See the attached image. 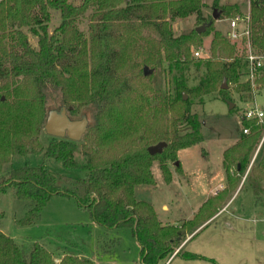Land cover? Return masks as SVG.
<instances>
[{"label":"trees","instance_id":"obj_1","mask_svg":"<svg viewBox=\"0 0 264 264\" xmlns=\"http://www.w3.org/2000/svg\"><path fill=\"white\" fill-rule=\"evenodd\" d=\"M248 1L250 43L264 53V0ZM202 6V0H82L79 5L69 0H0V169L12 156L42 151L39 164L11 168L6 177H0V192L12 186L14 196L28 202L20 224L36 220L52 196L69 197L89 213L94 223L108 229L129 228L140 247V261L155 264L169 257L190 230L216 213L224 197L237 186L261 137L263 125L257 120L241 117L242 128L248 131L241 130L239 139L222 153L225 186L180 225H162L153 206L136 199L133 191L135 185L154 184L150 169L153 161L159 162L168 180L170 173L165 162L174 163L178 150L202 140V122L196 113L190 112L189 100L183 98V92L190 97L211 94L220 89L223 80L236 83L244 67L245 55H232L233 46L213 29L211 20L201 15ZM89 7L95 10L86 40L76 28L75 20ZM49 9L61 14L60 24L50 34L46 30ZM191 14H195L198 24L209 21L211 24L200 34L194 29L174 36L172 21ZM23 27L37 37V48L30 45ZM144 27L156 36L149 42L148 63L153 64V53L157 57L163 53L166 60L177 65L190 63V47L211 31L212 53L217 47L227 48L232 59L207 60L205 75L194 87H188L183 78L177 80L175 96L170 101L152 95L144 83L135 90L131 86L134 78L122 70L120 30L130 37L133 31ZM138 76L145 81L149 79L143 68ZM239 86V90L250 93L249 83ZM219 92L229 98L225 90ZM152 98L159 99L158 111L172 114L170 130L159 131L149 125L151 131L147 136L141 135L142 120L152 110ZM62 105L68 111L77 107L93 117L81 137L82 150L76 141L66 138L53 137L45 147L39 141L48 110ZM179 126L191 130L179 135ZM93 141L94 145H89ZM160 141L166 143L162 151L148 154L147 147ZM79 151L85 158L81 165L75 159ZM47 159L85 173L81 177L55 174L44 164ZM252 170L264 179L263 165H255ZM249 183L257 203L261 189L255 182ZM189 254L187 258H197ZM0 264L96 263L71 255L55 262L42 246L35 243L26 252L0 231Z\"/></svg>","mask_w":264,"mask_h":264},{"label":"rangeland","instance_id":"obj_2","mask_svg":"<svg viewBox=\"0 0 264 264\" xmlns=\"http://www.w3.org/2000/svg\"><path fill=\"white\" fill-rule=\"evenodd\" d=\"M69 2L79 5L82 0ZM202 2L204 6L201 8V15L211 20L213 29L219 31L220 35L233 46L232 55H245L248 50L246 42L230 41L226 33L230 18L249 12V1L202 0ZM213 8L220 12L217 20L211 17ZM94 10L95 7L87 8L75 20L76 28L86 40L89 39V27ZM49 13L46 25L48 34L61 22L58 10L49 9ZM199 25L201 23L198 24L195 14H191L185 18H175L171 23V29L174 36H179L190 33ZM22 31L30 45L37 48V37L26 27H23ZM213 34L211 31L200 36L199 42L190 47L188 57L191 62L188 64L177 65L169 62L163 53L160 57L153 53L155 60L151 64L147 59L150 51L149 42L156 38L154 32L146 27L138 28L129 37L122 29L120 35L123 39L118 43L123 53V73L134 78L131 82L133 89L137 90L139 84L144 83L147 89L152 91V95L162 99L168 98L170 101L175 96L177 80L183 78L188 87H194L205 75L207 60L227 62L232 59L228 57L231 51L227 48L223 50L217 47L212 53ZM195 50L199 51L198 56H194ZM143 66L150 69L147 81L138 76L141 75ZM240 72L236 83L226 82L225 91L228 99L219 92L221 89L197 97H190L188 93L183 92L185 99L189 100L190 112L196 113L198 120L202 122L200 127L202 140L198 144L177 151L179 170H176L171 160L165 162L170 173L168 180L165 179L159 162L153 161L150 169L154 184L142 185L137 189L135 196L138 200L152 203L162 222L173 224L176 222L180 225L185 218L192 217V209L197 207L207 191L213 192L208 196L210 197L222 189L220 184L224 183L223 187L225 186L223 150L239 139L242 130L241 117L245 110L251 107L264 108V81H259V85L251 89L250 93L244 89L239 90V85L245 82L244 69L242 68ZM158 101V98L151 99L152 110L142 120L144 128L141 135L147 136L151 131L149 125L159 131L170 130L172 114L158 111ZM228 102L233 103L231 109H228ZM82 115L85 114L77 107H72L68 111L71 119H78ZM85 116L88 124H91L93 117L90 114ZM259 123L263 125L261 137L235 189L228 192L211 218L201 223L200 227L197 226L199 228L187 239L177 255L168 260V257H165L155 264H264V179L252 170V167L258 164L264 167V122ZM190 130L188 126H179L178 134L182 135ZM52 138L42 129L39 141L43 147ZM76 143L82 150L84 141L80 139ZM94 143L93 141L89 145L93 146ZM41 156L42 151L12 156L10 161L1 167L0 177H6L11 168L39 164ZM75 159L79 165L85 160L81 151L75 153ZM44 164L55 174L81 177L85 173L82 169L65 168L51 159L45 160ZM249 182H255L261 189L258 191L260 201L257 203ZM162 204L167 206L166 210L161 208ZM27 208L28 202L17 199L12 186L0 192V212L3 213L0 218V231L11 237L26 252L36 243L49 251L58 261L64 255H71L91 259L96 264H143L139 259L140 247L129 228L108 229L94 223L89 213L79 208L72 198L52 196L36 220L31 224L22 225L18 221ZM189 253L197 255L198 258L186 259L191 255Z\"/></svg>","mask_w":264,"mask_h":264},{"label":"water","instance_id":"obj_3","mask_svg":"<svg viewBox=\"0 0 264 264\" xmlns=\"http://www.w3.org/2000/svg\"><path fill=\"white\" fill-rule=\"evenodd\" d=\"M220 12L216 8L212 10V19L217 20L219 18ZM211 24V21L204 22L201 25L195 27V31L200 34L204 32L205 28ZM150 69L146 66H143V74L148 75ZM222 90L227 89L226 81L223 80L221 86L219 87ZM185 99V95H183ZM233 107V103L228 102V109ZM70 109V108H69ZM88 126V120L85 115H82L78 119H71L68 116V109L65 106H60L58 109H50L47 112L45 122L43 124L44 132L51 136L59 139H68L72 141H79L82 135L85 133ZM166 146L164 141L157 142L156 144L150 145L147 147V152L150 155H155L160 153L162 149ZM179 162L174 161V165L177 166ZM54 261L57 262L58 259L54 258Z\"/></svg>","mask_w":264,"mask_h":264},{"label":"built area","instance_id":"obj_4","mask_svg":"<svg viewBox=\"0 0 264 264\" xmlns=\"http://www.w3.org/2000/svg\"><path fill=\"white\" fill-rule=\"evenodd\" d=\"M250 16L249 12L245 15H234L229 19L228 32L226 37L230 41H244L248 47L244 57V81L249 83L251 89H254L256 85H259V81L264 77V53L258 51L250 43ZM194 56H198L199 51H193ZM245 120H257L264 122V108L259 109L257 107H251L245 110L243 114ZM264 124V123H263ZM248 130L242 128V132L246 133Z\"/></svg>","mask_w":264,"mask_h":264},{"label":"crops","instance_id":"obj_5","mask_svg":"<svg viewBox=\"0 0 264 264\" xmlns=\"http://www.w3.org/2000/svg\"><path fill=\"white\" fill-rule=\"evenodd\" d=\"M142 185H144V186H146V185H150V184H138V185H135L134 186V189H133V191H134V196H136V191H137V189L138 188H140ZM223 185H224V183L223 184H220V187L221 188H223ZM213 192H211L210 190L209 191H207L206 193H205V195L203 196L204 198L203 199H201L199 202H198V204H197V207L196 208H194V209H192V214L195 212V211H197L196 209H198L199 207H200V205L207 199V197L210 195V194H212ZM136 198V197H135ZM137 199V198H136ZM152 206H153V208H154V211H155V213H156V217H157V219H158V221L162 224V225H166V224H173V223H169V222H167V223H164V222H162L159 218V216H158V212H157V210H156V208L154 207V205L152 204V203H150ZM161 208L162 209H167V206L165 205V204H162L161 205ZM222 209V208H221ZM220 211V210H219ZM180 219H182V217L180 218ZM185 219H189V218H185ZM175 224H176V222H175ZM201 226V225H200ZM199 226V227H200ZM199 227H197V228H195L189 235H187L184 239H183V241L182 242H180V244H178V246H177V248H175V250H174V252L167 258V260L168 259H170L172 256H174L175 254L177 255L178 254V252L179 251H181V249L183 248V246L185 245V242L187 241V239L199 228ZM197 256V255H196ZM198 258V257H197ZM186 259H190V258H186ZM166 260V261H167Z\"/></svg>","mask_w":264,"mask_h":264}]
</instances>
